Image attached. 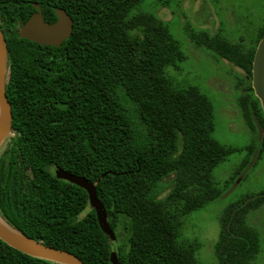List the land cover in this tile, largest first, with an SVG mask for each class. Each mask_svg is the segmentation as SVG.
I'll return each mask as SVG.
<instances>
[{"label":"trees","instance_id":"obj_1","mask_svg":"<svg viewBox=\"0 0 264 264\" xmlns=\"http://www.w3.org/2000/svg\"><path fill=\"white\" fill-rule=\"evenodd\" d=\"M164 5L167 0H156ZM143 0H0L7 44L5 91L11 133L0 148V216L36 241L69 251L85 264H111L110 246L86 191L57 170L95 183L116 237L117 264H198L197 244L181 238L182 218L216 200L212 171L239 151L213 137V105L195 86L167 75L184 60L179 42ZM41 9L73 20L59 47L20 38ZM254 39L231 42L220 32L188 30L196 48L214 53L242 75L239 106L264 150V111L251 86ZM254 141L247 147L255 150ZM248 164L243 160L236 175ZM264 205V190L220 214L219 264H253L258 231L246 221ZM0 264H59L0 240Z\"/></svg>","mask_w":264,"mask_h":264},{"label":"rangeland","instance_id":"obj_2","mask_svg":"<svg viewBox=\"0 0 264 264\" xmlns=\"http://www.w3.org/2000/svg\"><path fill=\"white\" fill-rule=\"evenodd\" d=\"M138 9L162 20L180 44L184 60L177 69L167 68L166 75L174 83L197 87L209 99L213 105V137L222 145L239 150L212 171L221 196L182 218L181 238L196 242L198 264H219L215 243L220 214L229 204L264 190V150L260 153V133L252 134L241 115V89L236 83L242 71L214 53L196 48L188 38V30L220 32L231 42L243 38L250 43L264 25V0H167L164 5L143 0ZM253 141L256 147L249 155L247 147ZM243 160H248V164L236 175ZM246 221L259 237L260 248L253 264H264V205L249 211Z\"/></svg>","mask_w":264,"mask_h":264},{"label":"water","instance_id":"obj_3","mask_svg":"<svg viewBox=\"0 0 264 264\" xmlns=\"http://www.w3.org/2000/svg\"><path fill=\"white\" fill-rule=\"evenodd\" d=\"M36 11L30 18L19 28L18 35L20 38L35 42L41 46L59 47L63 41L67 40L73 28V20L68 13L60 8H55L57 19L48 23L44 20L41 9L37 3H33ZM6 74H7V44L0 27V148L4 141L11 133L12 111L11 105L6 96ZM251 86L253 93L259 100L264 111V35L259 40L253 61ZM58 178L75 184L84 189L88 195L89 207L95 211L98 225L110 246V262L117 264V255L115 250L116 237L107 220V212L101 200H99L95 183L90 180L79 177L63 170H57ZM1 222L17 234L14 236L0 225V240L8 246L25 253L29 256L49 260L59 264H85L73 253L57 249L41 241L28 238L17 229L9 225L1 216Z\"/></svg>","mask_w":264,"mask_h":264},{"label":"bare ground","instance_id":"obj_4","mask_svg":"<svg viewBox=\"0 0 264 264\" xmlns=\"http://www.w3.org/2000/svg\"><path fill=\"white\" fill-rule=\"evenodd\" d=\"M0 225L3 226L9 233L13 234L14 236H17L15 232H13L11 229H9L7 226H5L1 220H0Z\"/></svg>","mask_w":264,"mask_h":264},{"label":"flooded vegetation","instance_id":"obj_5","mask_svg":"<svg viewBox=\"0 0 264 264\" xmlns=\"http://www.w3.org/2000/svg\"><path fill=\"white\" fill-rule=\"evenodd\" d=\"M11 135H13V134H12V133H10V134H9V136H11ZM9 136H8V137H9ZM8 137H7V138H8Z\"/></svg>","mask_w":264,"mask_h":264}]
</instances>
